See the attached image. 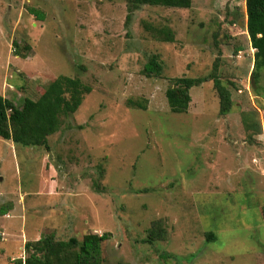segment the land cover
Segmentation results:
<instances>
[{
  "label": "rangeland",
  "instance_id": "obj_1",
  "mask_svg": "<svg viewBox=\"0 0 264 264\" xmlns=\"http://www.w3.org/2000/svg\"><path fill=\"white\" fill-rule=\"evenodd\" d=\"M246 21L245 0L133 11L126 0H0V95L20 107L60 76L91 88L59 129L0 138V264L45 236L93 233L111 234L105 264H264V71L253 79ZM152 56L160 78L142 73ZM215 66L231 113L208 81L173 114L172 80ZM157 221L165 237L149 244Z\"/></svg>",
  "mask_w": 264,
  "mask_h": 264
},
{
  "label": "trees",
  "instance_id": "obj_2",
  "mask_svg": "<svg viewBox=\"0 0 264 264\" xmlns=\"http://www.w3.org/2000/svg\"><path fill=\"white\" fill-rule=\"evenodd\" d=\"M193 0H126L131 11L141 6H160L172 9H190ZM246 3V29L254 54L253 79L258 80L264 71V0H245ZM152 36L165 43H174V32L167 28L146 26ZM18 56L22 58L20 46ZM24 50L30 49L28 46ZM163 72L162 64L157 56H152L144 66L143 75L148 78H160ZM213 81L220 100V114L226 116L231 113L233 100L230 90L224 86L218 76V67L214 72L203 78H176L166 91L167 102L173 114H186L192 101L191 90L199 85ZM91 93V88L85 85L79 78L60 76L49 84L44 94L38 100L25 99L22 106L18 107L13 101L0 95V138L5 141L12 139L13 132L23 133L29 130L57 128L61 126V119L75 114L83 103L84 97ZM143 108L142 105H140ZM248 126V125H247ZM35 144L47 145L44 134L34 136ZM96 189L99 186L96 185ZM264 216V210H263ZM165 230L161 222L153 224L149 232L147 243L165 237ZM111 234L99 235L96 233L86 234L79 240L76 237L68 241L57 240L54 234L45 236L37 242H29L25 245L28 256L19 260V264H105L102 257V245L108 241ZM209 241L214 240V234H208Z\"/></svg>",
  "mask_w": 264,
  "mask_h": 264
}]
</instances>
